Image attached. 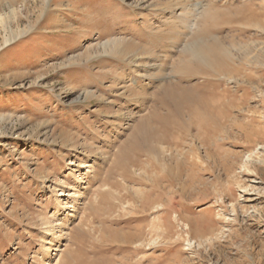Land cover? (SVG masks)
Returning a JSON list of instances; mask_svg holds the SVG:
<instances>
[{
  "label": "rangeland",
  "instance_id": "1",
  "mask_svg": "<svg viewBox=\"0 0 264 264\" xmlns=\"http://www.w3.org/2000/svg\"><path fill=\"white\" fill-rule=\"evenodd\" d=\"M10 8L0 264H264V0Z\"/></svg>",
  "mask_w": 264,
  "mask_h": 264
},
{
  "label": "bare ground",
  "instance_id": "2",
  "mask_svg": "<svg viewBox=\"0 0 264 264\" xmlns=\"http://www.w3.org/2000/svg\"><path fill=\"white\" fill-rule=\"evenodd\" d=\"M8 5H9V4H8ZM8 7H9V6H8ZM11 18H12V19L15 18V10H14L13 8H10V9L8 10L7 13H0V24L3 26V28H5V29L8 28V29H9L8 26L4 27V24L6 23V21H8V19H11ZM182 25H183V24H182ZM5 40L8 41L9 39H5ZM165 56H167V55H165ZM144 87H145V89H146V88H149L150 85L145 84ZM165 94H168L169 97H170L171 89H167V90L165 91ZM131 104H135V101H131ZM117 126H120V123H117ZM154 135L156 136V134H154ZM80 175H81V174H80ZM71 178H72V180H71L72 188H73V190H75V191H72L71 193H67V194H69V196H72L73 194H76V193H77V190L75 189V187H77V185L75 184V182L81 180L80 177H79V172L72 173V174H71ZM56 206H60V207H62V202H61L60 200H58L57 203H56ZM40 218H41V217H40ZM44 223H45V222H44ZM44 223H43V224H44ZM52 235L54 236L55 239H56V238H59V235L56 236L55 233H52ZM55 236H56V237H55ZM49 242H51V241H49ZM45 244H46V243H45ZM47 244H50V243H47ZM44 249H45V252H46V251H49V247H48V246H45Z\"/></svg>",
  "mask_w": 264,
  "mask_h": 264
}]
</instances>
